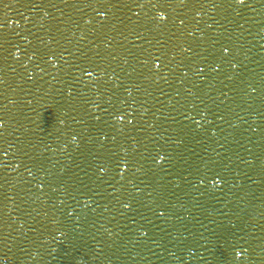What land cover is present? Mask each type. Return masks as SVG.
Instances as JSON below:
<instances>
[{
	"label": "water",
	"instance_id": "obj_1",
	"mask_svg": "<svg viewBox=\"0 0 264 264\" xmlns=\"http://www.w3.org/2000/svg\"><path fill=\"white\" fill-rule=\"evenodd\" d=\"M0 264H264V0H0Z\"/></svg>",
	"mask_w": 264,
	"mask_h": 264
}]
</instances>
